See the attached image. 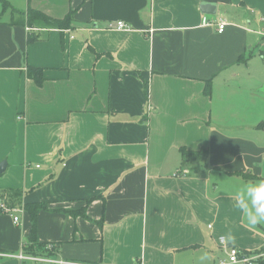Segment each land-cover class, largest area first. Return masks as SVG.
<instances>
[{"label": "crops", "instance_id": "obj_1", "mask_svg": "<svg viewBox=\"0 0 264 264\" xmlns=\"http://www.w3.org/2000/svg\"><path fill=\"white\" fill-rule=\"evenodd\" d=\"M6 2L0 264H19L6 255L36 205L40 244L66 262L219 264L222 238L264 251L235 206L264 180V0Z\"/></svg>", "mask_w": 264, "mask_h": 264}, {"label": "built area", "instance_id": "obj_2", "mask_svg": "<svg viewBox=\"0 0 264 264\" xmlns=\"http://www.w3.org/2000/svg\"><path fill=\"white\" fill-rule=\"evenodd\" d=\"M204 26H212V24L207 20V18L204 19L203 22ZM216 26L218 27V32L220 34L224 33L227 23L224 20H219L216 23ZM115 28L118 30H125L127 29V26L123 22H117L115 25ZM0 211L3 213H8L10 211V208H8L5 204L0 205ZM14 223L17 225L19 223V218H14ZM221 245L223 246L226 257L222 259L219 264H258V261L263 257V255H257V254H249L245 253L241 249L229 246L227 241L222 238L221 239ZM25 245L22 246L21 251L18 254L9 255L7 254L6 257L16 259L19 264H83V263H74V262H66L59 260L53 256L46 255H31L27 254L24 251ZM48 250H53L52 245H48Z\"/></svg>", "mask_w": 264, "mask_h": 264}, {"label": "clouds", "instance_id": "obj_3", "mask_svg": "<svg viewBox=\"0 0 264 264\" xmlns=\"http://www.w3.org/2000/svg\"><path fill=\"white\" fill-rule=\"evenodd\" d=\"M236 196L235 206L242 213L246 223L251 227L264 224V180L239 185ZM199 259L200 264H206L208 254L203 253Z\"/></svg>", "mask_w": 264, "mask_h": 264}, {"label": "trees", "instance_id": "obj_4", "mask_svg": "<svg viewBox=\"0 0 264 264\" xmlns=\"http://www.w3.org/2000/svg\"><path fill=\"white\" fill-rule=\"evenodd\" d=\"M32 16L33 18H37L38 22H43L39 25H46V26H64V23H68L69 20H67V22H63V23H58L57 21H51L49 18H47L46 16H44L43 14L37 12V11H31L29 16ZM32 20L34 21V19L31 18V23ZM36 20V19H35ZM43 20V21H42ZM37 82L40 83L41 78H36ZM46 206L44 205H36V206H27V211L30 214L31 220H32V231L30 234L29 239L27 240V243L25 244V248L24 251L27 254H31V255H48V256H52V252H55V246H53V250L51 252V250H48V246L47 245H42L39 242L38 239V234H37V220H38V214L41 210L45 209ZM264 253V251L256 253V254H261ZM258 264H264V258H261L258 261Z\"/></svg>", "mask_w": 264, "mask_h": 264}, {"label": "water", "instance_id": "obj_5", "mask_svg": "<svg viewBox=\"0 0 264 264\" xmlns=\"http://www.w3.org/2000/svg\"><path fill=\"white\" fill-rule=\"evenodd\" d=\"M201 10L203 14L215 15L216 14V6L213 4H202ZM6 169V163L0 164V174H2ZM231 247V246H230Z\"/></svg>", "mask_w": 264, "mask_h": 264}, {"label": "rangeland", "instance_id": "obj_6", "mask_svg": "<svg viewBox=\"0 0 264 264\" xmlns=\"http://www.w3.org/2000/svg\"><path fill=\"white\" fill-rule=\"evenodd\" d=\"M8 1H10V0H8ZM20 2H21V0H18L17 3H20ZM3 8L4 9L9 8V4L6 2V0H0V11L3 10ZM7 11L10 12L11 9H8ZM7 17H9V16L7 15ZM257 231H259L260 235L264 236V224H261V226L258 227Z\"/></svg>", "mask_w": 264, "mask_h": 264}]
</instances>
